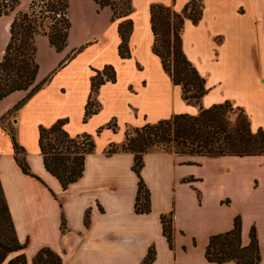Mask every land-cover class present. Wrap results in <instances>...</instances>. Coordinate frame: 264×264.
<instances>
[{"label":"crops","instance_id":"crops-1","mask_svg":"<svg viewBox=\"0 0 264 264\" xmlns=\"http://www.w3.org/2000/svg\"><path fill=\"white\" fill-rule=\"evenodd\" d=\"M23 1L18 0V12ZM91 1L94 14L106 13V26L75 34L78 0H66L64 48L57 52L47 35L35 36L36 82L44 84L15 112L12 123L35 177L17 164L1 120L25 92L0 101L17 96L0 111V184L17 240L26 245L0 264L19 254L32 264L45 247L61 264H142L151 247V264H215L205 258L209 238L230 231L236 217L243 247L255 228L258 264H264V155L205 157L148 150L140 175L150 194V211L138 214L134 154L106 153L110 146L120 147L132 129L177 114H197L199 107L182 100L180 87L172 84L153 53L150 25L151 4L181 13L189 0H131V14L115 21L109 9L99 10ZM201 11L199 22L185 19L180 33L182 51L208 89L200 106L229 101L247 114L252 132L264 133V0H201ZM127 19L132 22L129 57L121 58L118 26ZM12 20L10 14L0 16V61ZM105 66L113 67L115 82L99 86L93 94L99 110L84 121L91 79ZM59 120L69 136L90 135L95 144L82 176L65 190L46 171L38 146L39 127ZM207 168L210 175L203 174ZM168 215L171 245L161 223V216Z\"/></svg>","mask_w":264,"mask_h":264},{"label":"trees","instance_id":"trees-1","mask_svg":"<svg viewBox=\"0 0 264 264\" xmlns=\"http://www.w3.org/2000/svg\"><path fill=\"white\" fill-rule=\"evenodd\" d=\"M33 1L29 4V8ZM196 1L189 0L181 13L163 4H151L150 25L154 35L153 53L159 57L162 68L170 77L172 84L180 87L182 100L188 105L199 107L197 114H177L169 119L132 129L126 133L125 142L120 147L110 146L106 151L107 155L118 150L134 154L132 169L139 178L135 198V212L138 214L150 211V194L140 172L144 165L143 155L151 147L157 146L168 153L190 156L264 155V133L262 130L251 131L249 118L241 107L229 101L214 104L206 109L200 106V101L208 89L205 87V79L185 57L180 37L185 19L196 24L201 18V6L197 9ZM93 2L99 10L108 8L111 11V21L127 18L132 12L131 0H93ZM55 4L50 2L49 10L56 13L57 10L65 8L64 13H66V0L64 3L61 0L57 5ZM63 21L64 31L57 27V21L47 34L51 46L57 52L64 48L69 29L67 19ZM36 27V19L30 18L27 13L15 17L10 25V39L0 61V69L11 72L13 75L6 79L0 78V101L14 92L28 91L29 87L36 82L38 64L35 61V36L39 35ZM131 31L132 22L129 19L118 26V33L121 37L118 52L121 58L129 57L128 39ZM105 82H115V71L112 66H105L91 79V93L85 106L84 121L98 112L99 106L94 103L93 94ZM43 84V82L36 83L1 120L18 111L31 96L41 89ZM64 123V120H59L48 128L41 126L38 136V146L44 167L60 182L63 190L82 176L85 158L95 149L93 138L90 135L71 137L63 130ZM108 127H112V124H108ZM8 134L13 144L17 164L23 173L31 175L24 156V149L18 145L12 130L8 131ZM87 220L88 213L85 223ZM171 222V215L161 216L163 234L169 245L172 243ZM249 239V244L243 247L241 245V221L239 217H236L230 231L209 238L205 258L209 263L215 264L228 262L258 264L260 252L254 227L251 228ZM25 246L17 240L0 184V263L9 253L20 252ZM154 257L155 251L151 247L142 264H151ZM61 262V258L46 247L40 249L32 260V264H61ZM8 264H27L25 255L19 254Z\"/></svg>","mask_w":264,"mask_h":264},{"label":"rangeland","instance_id":"rangeland-1","mask_svg":"<svg viewBox=\"0 0 264 264\" xmlns=\"http://www.w3.org/2000/svg\"><path fill=\"white\" fill-rule=\"evenodd\" d=\"M30 1L31 0H24L22 2V6L21 7H22L23 10H20L18 12L17 11V8H16L15 11H13L12 13H9L13 17V20H14L15 17H18L21 14L27 13L30 16V18L34 17L36 19V23H37V27L36 28L38 30V34H40V35H47V34H49L50 31H51V29H50L51 26L52 25H55V23L57 21H58L57 27L58 28H62V30L64 31V28L65 27L63 25V22H64L63 20L65 19V13H64L65 8H63L62 10H57L56 13H60V17L59 18L57 17L55 19V18H52V16L50 17V16H47V15H43V16L42 15H39L38 16V19H37L35 17V15H34V12H33L34 6L33 7L31 6L30 8H27ZM37 1H36V3H37ZM52 1L54 2L55 0H52ZM59 1L61 2V0H58L57 3H59ZM49 3L50 2L48 1L47 4H46V9H42V13L47 12V11H50V12L55 13L54 11L49 10V8H48ZM63 3H64V0H63ZM55 5H57V4H55ZM196 6H197V9L200 8V6H201V0H197L196 1ZM57 8L59 9V7H57ZM76 15H77L76 16V18H77V21L76 22L77 23H76L75 34H78L81 30L86 31L88 29H92L95 26L96 27L97 26L104 27V26H106V23H107L106 13L105 14L98 15V16L96 14H94V5L92 4V1L91 0H78ZM42 55L40 57H41V59H44V56H42ZM171 58L172 57H170V59ZM10 75H13V73L8 72V71L3 70V69H0V78L1 79H6ZM36 83L37 82H34L29 87L28 91L30 89H32L36 85ZM28 91H24L25 92V95L28 93ZM16 97L13 96L11 98L6 99L2 103H0V111L3 108L7 107L9 104H11L15 100ZM14 118H15V113H12V114L8 115L2 121V125H3V127L7 131L12 130L15 133L14 128H13V125H12ZM153 149L164 150L163 148L157 147V146L151 147L148 150H153ZM203 174L204 175H210L211 174L210 168L209 169L208 168L207 169H204L203 170Z\"/></svg>","mask_w":264,"mask_h":264},{"label":"built area","instance_id":"built-area-1","mask_svg":"<svg viewBox=\"0 0 264 264\" xmlns=\"http://www.w3.org/2000/svg\"><path fill=\"white\" fill-rule=\"evenodd\" d=\"M36 1L35 0L33 1L32 7L34 6L33 12L37 19L39 15H42V16L47 15L50 17L52 16V18H55V19L57 17L58 18L60 17V13H53L50 11L42 13V9H46V4L48 1L57 4L58 0H55L54 2L52 0H38L37 3ZM17 6H18V0H0V15H7L9 13H12L13 11H15Z\"/></svg>","mask_w":264,"mask_h":264}]
</instances>
